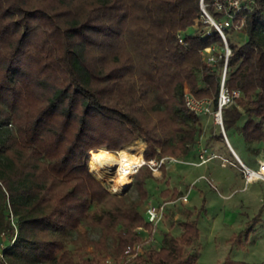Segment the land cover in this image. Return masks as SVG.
Returning <instances> with one entry per match:
<instances>
[{
    "label": "trees",
    "instance_id": "obj_1",
    "mask_svg": "<svg viewBox=\"0 0 264 264\" xmlns=\"http://www.w3.org/2000/svg\"><path fill=\"white\" fill-rule=\"evenodd\" d=\"M201 1L223 14L214 0H0V264H102L137 244L135 264H197L204 198L186 209L178 234L146 246L140 229L151 228L139 208L154 174L139 168L131 199L99 181L91 162L99 149L122 156L136 136L146 159L195 157L199 140L213 148L214 137L224 139L183 101L184 86L214 102L219 90L220 65L200 50L223 42L201 34ZM241 20L225 30V85L239 95L222 121L226 135L234 129L264 146V0ZM233 30L244 39L230 40ZM259 219L258 211L231 244L247 240ZM220 264L253 263L227 254Z\"/></svg>",
    "mask_w": 264,
    "mask_h": 264
},
{
    "label": "rangeland",
    "instance_id": "obj_2",
    "mask_svg": "<svg viewBox=\"0 0 264 264\" xmlns=\"http://www.w3.org/2000/svg\"><path fill=\"white\" fill-rule=\"evenodd\" d=\"M230 32L235 34L228 36L230 40L237 42L244 39L243 31L233 30ZM222 46L218 45L219 48ZM202 120L206 130L208 127H212L217 132L216 127L218 126L214 125L210 117L202 116ZM226 136L234 151L239 154L240 160L246 165L255 167L258 160H264V146L261 143H247L234 129L227 131ZM205 138L206 135L203 139ZM213 139V142L208 144L227 158L228 162L225 166L216 161L194 165L191 163L194 161V156H191L187 158L189 163H171L163 166L158 173L154 174L155 179L148 184L150 191L148 198L140 206V211L149 202L162 200L170 202L167 203L165 215L155 230L149 234L147 230L140 229L142 237L145 239L144 244L158 247L166 232L178 234L181 222L186 217V209L196 210L204 198L205 210L200 213L198 219L200 237L192 248V251L197 255V264H220L227 254L234 259L245 260L253 264H264V180H258L259 183H245L240 161L226 140H218L215 137ZM127 143L140 146L141 153L145 148V142L141 136H136L132 141L124 144ZM255 149L259 150V153L255 154ZM112 152L110 154L114 157H120L118 150ZM178 158L180 157L178 156ZM92 165L93 158L91 169H93ZM96 176L110 191L127 194L131 199L137 197V191L132 183L134 175L131 177V185L125 193L114 190L111 184L112 180L108 177L101 176L99 173ZM170 183L172 187H165ZM185 193L188 196L187 200L182 201L179 196ZM258 211L260 219L255 225L254 232L247 240L232 245L230 238L242 229L245 222ZM4 245L5 236L1 235L0 251ZM107 257L111 260L110 264L136 263V260L133 259L123 260L124 263H119L118 256ZM101 263L105 264L103 260Z\"/></svg>",
    "mask_w": 264,
    "mask_h": 264
},
{
    "label": "built area",
    "instance_id": "obj_3",
    "mask_svg": "<svg viewBox=\"0 0 264 264\" xmlns=\"http://www.w3.org/2000/svg\"><path fill=\"white\" fill-rule=\"evenodd\" d=\"M254 0H214L213 6L216 11H221L223 14L220 16H215L210 14L206 9L205 4L201 1V18L200 20L205 23V25L201 29V34L203 36L210 35L217 32L223 42L222 48L218 47V45L214 42L205 45L201 48L200 53L202 55L203 60L212 66L220 65L221 74L219 79V90L216 96V102L213 101L211 97H197L195 96L187 86H184L183 89V101L184 104L193 112L201 116L210 117L212 122L218 126L219 130L226 136L224 131L223 121H222V109L232 103L239 95V89L236 88H228L225 85L226 79V65H227V57L230 53V48L227 44L225 30L230 29H239L243 21L236 22V18L239 15V12L245 8H251ZM185 32L179 31L177 32V39L180 43L184 44ZM223 57L222 64L220 63V59ZM142 157L140 161L134 164L131 167L130 176L132 177L139 168L145 164L148 166L150 171L153 174H156L160 171L163 166H167L171 163H189L187 159L178 158L171 155H164L161 157H151L146 159L141 153ZM219 159V163L222 166H225L227 161L226 157L221 156L215 150L205 146L200 140L197 144V154L196 159L191 163L194 165H201L211 159ZM240 164L242 166V171L245 179V183H250L257 180H264V160H258V163L255 167H251L246 165L240 160ZM182 201L187 200V193L180 195ZM170 201H161L157 203L149 202L144 208V215L147 222L150 224L151 231L155 230L156 226L159 222L162 221L165 212L166 205ZM139 251H141V245L137 244L133 247L132 253L119 257V263L123 262V260H128L131 257L135 256ZM103 262L106 264H110L111 260L109 257H106Z\"/></svg>",
    "mask_w": 264,
    "mask_h": 264
},
{
    "label": "bare ground",
    "instance_id": "obj_4",
    "mask_svg": "<svg viewBox=\"0 0 264 264\" xmlns=\"http://www.w3.org/2000/svg\"><path fill=\"white\" fill-rule=\"evenodd\" d=\"M93 172L112 180V187L117 192H123L131 183V167L141 159L140 149L133 146L122 156L116 158L103 149L92 153Z\"/></svg>",
    "mask_w": 264,
    "mask_h": 264
},
{
    "label": "crops",
    "instance_id": "obj_5",
    "mask_svg": "<svg viewBox=\"0 0 264 264\" xmlns=\"http://www.w3.org/2000/svg\"><path fill=\"white\" fill-rule=\"evenodd\" d=\"M228 139V138H227ZM229 141V140H228ZM230 143V142H229ZM230 146H231V144H230ZM232 147V146H231ZM211 149H213V150H215L216 152H218L215 148H211ZM232 149H233V147H232ZM234 150V149H233ZM236 154H237V156L239 157V154L236 152V151H234ZM219 153V152H218ZM219 154H221V153H219ZM221 156H223L222 154H221ZM223 157H225V156H223ZM240 158V157H239ZM196 159V156L195 157H193V160H195ZM214 161H216V162H218V164H220L219 163V159H211V160H209V161H207V162H205V163H211V162H214ZM217 164V163H216ZM169 176V175H168ZM170 180V179H169ZM253 182H255V183H259L258 182V180L257 181H253ZM253 182H250V184L251 183H253ZM165 187H172V185H171V183L170 184H168V185H165ZM150 192V191H149ZM188 197V196H187ZM170 200H171V198H170ZM162 201H164V200H162ZM172 201V200H171ZM158 202H161V201H158ZM152 203H157V202H152ZM146 206V205H145Z\"/></svg>",
    "mask_w": 264,
    "mask_h": 264
},
{
    "label": "water",
    "instance_id": "obj_6",
    "mask_svg": "<svg viewBox=\"0 0 264 264\" xmlns=\"http://www.w3.org/2000/svg\"><path fill=\"white\" fill-rule=\"evenodd\" d=\"M222 135H223V137H224V139L226 140V142L228 143V145L230 146V143H229V141H228V139H227V137H225V135L222 133ZM230 148H231V150H232V152L235 154V156L237 157V159L240 161V158L237 156V154L234 152V150L232 149V147L230 146ZM131 185V184H130ZM129 185V186H130ZM129 186L127 187V189L129 188ZM126 189V190H127ZM126 190L125 191H123L122 193H125L126 192Z\"/></svg>",
    "mask_w": 264,
    "mask_h": 264
}]
</instances>
